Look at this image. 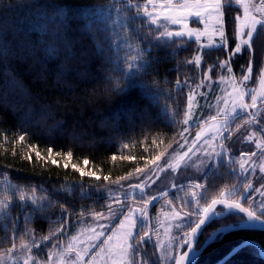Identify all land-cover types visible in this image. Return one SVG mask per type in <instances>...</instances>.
I'll return each instance as SVG.
<instances>
[{"label": "trees", "instance_id": "obj_1", "mask_svg": "<svg viewBox=\"0 0 264 264\" xmlns=\"http://www.w3.org/2000/svg\"><path fill=\"white\" fill-rule=\"evenodd\" d=\"M221 1L226 45L203 50L196 65L198 43L167 37L166 25L152 24L125 0H0V179L48 202L37 208L16 201L0 216V255L32 236L49 238L47 251L66 242L78 220L102 214L106 201L115 200L104 195L105 186L162 162L178 146L186 131L189 83L209 67L218 71L236 46L241 8L236 0ZM251 55L256 78L264 60V23L251 46L229 59L235 76L244 75ZM261 102L254 118L264 129ZM246 118L237 115L229 125L231 160L213 162L196 180L206 207L223 190L243 187L237 172L243 150L234 143ZM178 191L186 189L166 198L192 218L191 228L200 216L190 214ZM257 215L264 219V209ZM243 219L233 214L211 222L199 244ZM248 240L264 249L263 231L235 230L217 235L192 264H215ZM145 247L135 249L142 262L159 264L154 244ZM224 264L264 260L248 245Z\"/></svg>", "mask_w": 264, "mask_h": 264}, {"label": "rangeland", "instance_id": "obj_2", "mask_svg": "<svg viewBox=\"0 0 264 264\" xmlns=\"http://www.w3.org/2000/svg\"><path fill=\"white\" fill-rule=\"evenodd\" d=\"M236 1L241 8L236 22V46L218 71L209 67L200 74L201 78L197 75L189 83L186 131L178 146L162 162L159 159L152 167L105 186L104 195L115 200L106 201L109 207L102 214L78 220L66 242L47 251L49 238L32 236L28 242L0 255V264H145L142 254L135 249H146V243L154 244L159 264H174L192 228V218L176 209L170 198L159 202L153 212L149 203L157 195L185 187L186 191H178L177 195L197 219L206 206L199 198L203 186L196 180L213 162L228 159L227 131L233 119L242 113L247 114V122L234 145L243 150L237 168L240 177L243 176L240 179L243 187L223 190L218 198L239 203L250 198L247 208L256 214L264 209V129L254 118L255 105L264 100V60L256 78L252 77L257 58L252 55L242 77L235 76L229 67L232 54L250 47L258 27L264 23L261 16L264 5H258L259 0ZM125 3L141 9L152 24L166 25L167 37L198 43L199 52L192 61L196 65L201 64L203 50L226 45L221 0H125ZM187 131H191V136ZM83 174L87 175L84 171ZM16 201L37 208L48 203L44 195L0 179V216ZM133 253L137 256L131 258Z\"/></svg>", "mask_w": 264, "mask_h": 264}, {"label": "water", "instance_id": "obj_3", "mask_svg": "<svg viewBox=\"0 0 264 264\" xmlns=\"http://www.w3.org/2000/svg\"><path fill=\"white\" fill-rule=\"evenodd\" d=\"M261 104H264V102H261ZM167 196L168 193H162L154 197L149 203L150 210ZM218 208L223 210L221 214L216 213ZM233 214H240L244 218L243 221L236 225L229 224L219 227L199 245L201 234L208 224ZM235 230H254L264 232V219L249 208L245 207L242 203L224 198H218L211 201L200 215L198 222L188 233L186 240L178 251L174 264L194 263L201 253L214 241L217 235ZM248 245L254 246L260 252V256L264 260V249L262 246L256 241L248 240L235 247L230 253L215 264H224L228 259L234 256L238 250Z\"/></svg>", "mask_w": 264, "mask_h": 264}, {"label": "crops", "instance_id": "obj_4", "mask_svg": "<svg viewBox=\"0 0 264 264\" xmlns=\"http://www.w3.org/2000/svg\"><path fill=\"white\" fill-rule=\"evenodd\" d=\"M258 5L260 4V5H264V0H259L258 1V3H257ZM263 12H264V9H263ZM221 13H222V16H223V11L221 10ZM222 19H223V22H224V18L222 17ZM247 47V46H246Z\"/></svg>", "mask_w": 264, "mask_h": 264}, {"label": "flooded vegetation", "instance_id": "obj_5", "mask_svg": "<svg viewBox=\"0 0 264 264\" xmlns=\"http://www.w3.org/2000/svg\"><path fill=\"white\" fill-rule=\"evenodd\" d=\"M200 245V244H199ZM199 247V246H198Z\"/></svg>", "mask_w": 264, "mask_h": 264}]
</instances>
